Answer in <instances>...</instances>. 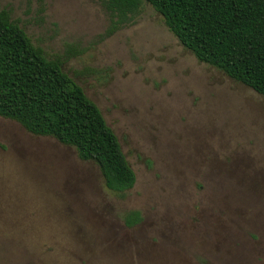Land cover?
Returning a JSON list of instances; mask_svg holds the SVG:
<instances>
[{
	"label": "rangeland",
	"instance_id": "1",
	"mask_svg": "<svg viewBox=\"0 0 264 264\" xmlns=\"http://www.w3.org/2000/svg\"><path fill=\"white\" fill-rule=\"evenodd\" d=\"M0 6L64 61L137 176L120 199L75 148L0 117V264H264L263 95L200 62L147 3L112 36L97 0Z\"/></svg>",
	"mask_w": 264,
	"mask_h": 264
},
{
	"label": "trees",
	"instance_id": "2",
	"mask_svg": "<svg viewBox=\"0 0 264 264\" xmlns=\"http://www.w3.org/2000/svg\"><path fill=\"white\" fill-rule=\"evenodd\" d=\"M109 16L107 36L133 24L144 5L197 59L264 96V0H97ZM0 6V117L76 149L100 168L106 188L125 198L137 182L114 130L98 105ZM133 211L128 227L141 223Z\"/></svg>",
	"mask_w": 264,
	"mask_h": 264
}]
</instances>
